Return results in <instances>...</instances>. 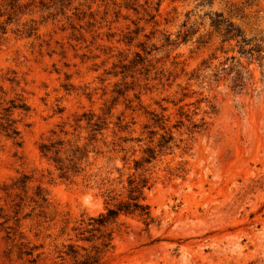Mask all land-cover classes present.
<instances>
[{"label": "rangeland", "instance_id": "obj_1", "mask_svg": "<svg viewBox=\"0 0 264 264\" xmlns=\"http://www.w3.org/2000/svg\"><path fill=\"white\" fill-rule=\"evenodd\" d=\"M136 184L103 264H264V0H0V264Z\"/></svg>", "mask_w": 264, "mask_h": 264}, {"label": "trees", "instance_id": "obj_2", "mask_svg": "<svg viewBox=\"0 0 264 264\" xmlns=\"http://www.w3.org/2000/svg\"><path fill=\"white\" fill-rule=\"evenodd\" d=\"M229 28L227 32H229ZM144 186V185H143ZM140 185H134L133 188L130 189L131 197L130 199L133 201L132 203L123 202L118 205V207H109L105 213H101L96 217H90L88 225V232H93L92 237H95L100 241L99 246H94V252L88 253L82 258H77L75 254L74 257L76 258L75 261L71 264H103L100 257V252L103 248H107L110 246L112 241V232L106 231L107 225L112 223L119 213H133L136 210H139L141 214H148L147 207L140 204L137 201L138 195H135V192L140 191ZM86 240H91L92 238L86 237L83 238Z\"/></svg>", "mask_w": 264, "mask_h": 264}]
</instances>
